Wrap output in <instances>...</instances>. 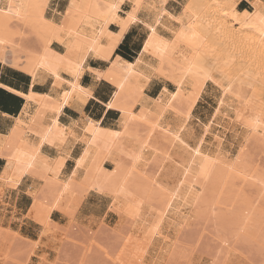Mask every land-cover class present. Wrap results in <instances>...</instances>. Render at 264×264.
Listing matches in <instances>:
<instances>
[{
    "label": "bare ground",
    "instance_id": "6f19581e",
    "mask_svg": "<svg viewBox=\"0 0 264 264\" xmlns=\"http://www.w3.org/2000/svg\"><path fill=\"white\" fill-rule=\"evenodd\" d=\"M58 2L57 8L52 9V0H0V62L26 72L32 83L50 81L43 92L30 89L26 94L21 93L24 98L21 112L0 128L2 189H19L25 179H43L52 187L59 185L52 205L49 206L52 201L45 204L47 222L54 204L76 183V179L80 180L83 190L87 192L98 196L108 193L111 207L121 193L134 188L143 194V203L149 209H154L151 201L158 203L157 209H154L157 214L149 243L158 239V230L165 218L178 211L180 206L193 203H203L210 209L215 207L219 210L221 205L227 208L236 206L234 219L239 229H245L249 224L257 225L258 232L264 236V211H257L255 203L250 201L255 198L245 196L246 188L243 190L247 185L257 186V195L263 196L264 177L259 174L256 163L247 164L243 160L245 145L228 158L221 150L210 152L204 149L201 145L203 139L190 145L191 134L185 131L196 102L208 88L218 87L223 95L234 93L236 96L233 91L235 84L255 88L254 81H264V34L261 31L264 27L261 24L264 20V0H250V9L244 11L236 9L237 0H140L141 8L135 13L137 22L127 23L122 36H119L121 23H104L108 17V6L116 0ZM134 3L135 0H125L121 11L116 13L122 22H127ZM37 4L47 6L41 10L35 7ZM70 4H74V8L69 14ZM225 12L228 14L225 15ZM40 15L47 20L64 21L67 18V29L53 39L51 30L40 21ZM157 18L159 23L156 22ZM13 24L19 26L20 30L14 28ZM145 24L149 27H145ZM134 25L141 27L144 39L137 56L130 60L122 57L118 49ZM150 27L156 28V35L148 50L144 51L143 46L151 35ZM25 29L37 39L39 52L23 48L16 41V37ZM180 32L187 39L172 43ZM161 41H167L168 46L165 47ZM89 48L93 51L89 52ZM63 53H69L74 58L85 57L84 67L91 71L83 72L81 78L89 73L90 82L80 83V78L79 84L91 89L94 99L102 103L105 110L109 109L107 104H114L111 110L119 114L117 128L111 129L107 123L84 113L86 104L93 98H85L78 91L72 93L66 105L63 104L64 92L72 91L70 83H61L52 74L55 71L62 79L72 80L66 71L67 63L60 61L57 55ZM105 53L115 59L110 63L109 59L103 58ZM94 64L100 68H95ZM96 73L106 74L107 79H95ZM153 83L162 86L157 98L151 96ZM107 86L113 89L109 96L104 94ZM102 98L109 99L105 101ZM56 107L61 108L58 114L60 126L69 131L63 150L46 147L43 156L47 158V163L41 158L29 161L18 154L17 149L31 151L29 142L36 137L28 129L49 124L53 117L52 109ZM85 117L103 131L95 136L91 131L85 133ZM129 122L143 125L149 132L159 129L171 141L187 150L186 158L176 164L178 175L173 180L166 181L160 176L167 159V156H163L158 159L154 174L141 181L142 174L137 165L150 147L147 138L139 142L128 167L116 171H113L114 166L111 170L108 168L114 162L112 151L127 133ZM247 129L249 139L254 138L255 133L259 135L254 128ZM114 132L121 135L110 134ZM196 150H199V155ZM61 156L64 159L59 163ZM10 158L12 163H9ZM70 160L72 168L66 175V165ZM194 162L196 165H193ZM29 163L33 166L25 172ZM185 180L192 183L189 190L181 188ZM258 200L255 199L256 202Z\"/></svg>",
    "mask_w": 264,
    "mask_h": 264
},
{
    "label": "rangeland",
    "instance_id": "374dc122",
    "mask_svg": "<svg viewBox=\"0 0 264 264\" xmlns=\"http://www.w3.org/2000/svg\"><path fill=\"white\" fill-rule=\"evenodd\" d=\"M58 1L52 0V9L57 8ZM13 27L20 30L17 25ZM143 39L141 27L134 25L120 44L119 54L133 60ZM16 41L23 48L39 52L37 39L26 29ZM93 66L100 68L97 64ZM254 82L255 88L235 84L236 96L234 93L223 95L218 87L208 88L196 102L185 131L191 134L190 145L203 139L204 149L221 150L228 158L245 145L243 160L247 164L256 163L259 174L264 177V81ZM161 88L160 83H153L151 96L157 98ZM112 91L107 86L104 94L109 96ZM91 107L95 118L91 116L102 120L104 106L93 100L87 110ZM102 123L111 129L117 128L119 114L109 111ZM247 127L254 128L259 135L255 133L249 139ZM127 129L112 151L114 165L108 168L111 170L114 166L116 171L128 167L139 142L147 138L150 147L137 165L141 181L154 174L158 159L163 156L167 159L160 176L166 181L173 180L178 175L176 164L186 158L187 150L159 129L149 132L147 127L132 122ZM71 161L66 165V175L72 168ZM24 181L20 186L23 189L7 187L6 193H0V264H264V236L258 232L257 225L239 229L235 222L236 206L228 209L221 205L220 210L210 209L203 203L180 206L162 222L158 239L149 243L158 203L151 201L156 209H149L143 203V194L134 188L121 193L111 207L108 193L98 196L87 192L76 179L54 204L45 222V204L52 201L49 206L52 205L60 186L52 187L43 179ZM191 185L190 180H185L181 188L189 190ZM247 186L243 189L246 188L245 196L257 200L259 197L258 204L255 199L250 201L255 203L257 211H264V193L259 196L257 186ZM0 189H4L1 184ZM26 214L36 225L27 220Z\"/></svg>",
    "mask_w": 264,
    "mask_h": 264
},
{
    "label": "snow or ice",
    "instance_id": "6c2138e0",
    "mask_svg": "<svg viewBox=\"0 0 264 264\" xmlns=\"http://www.w3.org/2000/svg\"><path fill=\"white\" fill-rule=\"evenodd\" d=\"M125 3V0H116V2L110 4L108 6V17L105 20V24L107 23H121V28L119 32V36H122L124 32L127 29V23H136L135 19V13L140 10L141 8V3L140 0H135V3L132 6L131 13L127 17V22H122L121 18L116 15V13L121 11V6ZM47 5H40L37 4L35 7L40 8L41 10L43 7H46ZM74 4L68 5V13L70 14L73 11ZM225 15L228 13L225 12ZM247 15V13H245ZM40 21L45 24L52 33V38L55 39L56 36L62 32H64L67 29V18L64 21H57V20H47L43 15L39 16ZM157 23H159V18H157ZM261 24L264 25V20L261 21ZM145 27H149V25L145 24ZM150 33L147 37L148 43L144 44V51H147L153 37L156 35V28L155 27H150ZM262 34H264V27L261 29ZM119 36L117 38H119ZM193 38L195 37V33L192 34ZM187 37L183 32H180L177 35L176 41H173L172 43H176L179 41H184L186 40ZM61 43H64V41H61ZM162 44H164L165 47L168 46L167 41H161ZM47 47L45 48V51H47ZM71 47L69 46V52H71ZM89 52L93 51V49L89 48ZM59 57L60 61L66 62L67 63V68L66 71L69 72V74L72 77V80L69 81L68 79H62L60 75L56 74L55 71L52 72V74L55 76V79L61 83L64 84H69L71 87V92L65 91L64 92V100L63 104L68 103V98L72 95V93L79 92L83 97L85 98H93V94L91 89H86L85 87L81 86L79 84L81 74L85 71H91V69H85L84 67V59L85 57L83 55L79 56L78 58H74L73 56L69 55V53H63L57 54ZM105 59H109V62L111 63L112 60H114V57H109V53H105L104 57ZM137 63H140V61H137ZM129 70H131V66H129ZM190 71V70H189ZM210 79L211 77H206ZM95 79H100V80H105L107 79L106 74H101V73H96L95 74ZM55 87V85H53ZM6 89L8 92H13L14 89L12 87L7 86L5 83L0 82V90ZM16 95H21L20 92H16ZM107 107L109 109L114 107V104L109 103L107 104ZM61 108L56 107L52 109L53 112V117L50 121L49 124L47 125H41L40 128H29L28 131L36 137L34 141L29 142V147L31 148V151H24L23 149H17V153L20 155H23L26 157L29 161H36L38 158L44 159L45 162L47 163V158L43 156L44 149L46 147H50L53 149L57 150H63V146L66 145L68 142V136H69V131L67 128H62L60 126L59 120H58V114L60 113ZM98 119V117H97ZM84 122L87 125L83 131L85 133L91 131L93 135H99L102 129H98L96 124L90 120L87 119V117L84 118ZM18 124L21 123V121H17ZM44 129V130H41ZM15 131V129H13ZM111 135L114 136H120V132H114L110 133ZM73 139L75 140V133H72ZM196 154L199 155V150H196ZM64 157L61 156L59 163L63 162ZM20 161L17 159V163ZM9 163H12V158L9 159ZM33 165L32 163L27 164V167L24 169L26 172L28 168H31ZM75 174V173H73Z\"/></svg>",
    "mask_w": 264,
    "mask_h": 264
},
{
    "label": "crops",
    "instance_id": "0c3cea01",
    "mask_svg": "<svg viewBox=\"0 0 264 264\" xmlns=\"http://www.w3.org/2000/svg\"><path fill=\"white\" fill-rule=\"evenodd\" d=\"M236 9L239 11H244L247 9H250V0H237V4H236ZM85 77V78H84ZM90 77L91 75L89 73H86L83 75V77L81 78V82L80 83H89L90 82ZM0 82L5 83L7 86L12 87L14 89V93L13 92H8L6 89L0 90V128H3L5 123H10L12 121V118L17 116L24 105V98L21 96L22 94H26L30 91H36V92H43L47 89L48 87V83H50L49 80L46 81H35V82H31V78L29 77V75L18 69L15 67H12L8 64H3L0 62ZM33 86H31L32 84ZM20 92L22 93L21 95H16V92ZM95 95L97 96L98 94ZM104 100H106L107 98H102ZM96 101L98 103H100L99 101H97L96 99H91L85 106L84 108V113H87V109L90 107V104L92 101ZM102 104V103H100ZM69 110L74 112V109L69 108ZM93 111V107H91V110L88 111L90 115H92L95 118V114L92 112ZM111 111V112H116L114 110L108 109L105 110L103 118H102V122L104 121L106 114ZM8 115H6V114ZM3 165V160L0 157V170L1 167ZM6 189L4 188L2 191V195L4 193H6ZM20 189H23L20 188ZM31 189V186L29 187V190ZM40 196V195H39ZM29 205V204H28ZM28 208V206H27ZM56 212V211H55ZM54 212V213H55ZM27 213V212H26ZM53 213V214H54ZM27 215V214H26ZM27 220L31 223L36 225L31 219L30 217L27 215ZM53 220V218H52ZM55 222V220H53Z\"/></svg>",
    "mask_w": 264,
    "mask_h": 264
}]
</instances>
